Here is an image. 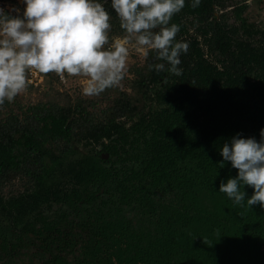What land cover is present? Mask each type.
I'll return each instance as SVG.
<instances>
[{
	"label": "trees",
	"instance_id": "1",
	"mask_svg": "<svg viewBox=\"0 0 264 264\" xmlns=\"http://www.w3.org/2000/svg\"><path fill=\"white\" fill-rule=\"evenodd\" d=\"M100 2L111 16V35H125L111 0ZM192 2L185 0L184 8L171 20L180 28L176 41L189 45L180 56L182 74L168 72L170 65L155 60V52L134 71V95L143 97L149 91L148 100L162 107L147 106L142 112L120 93L97 114L82 99L65 106L37 103L19 116L8 112L0 118V191L14 178L39 182L42 174L52 170L50 165L56 164L57 153L71 152L73 144L82 140L96 143L101 137L124 132L115 120L134 113L137 121L129 130L150 135L158 163L164 165L159 171L164 173L169 164L184 168L172 173L179 188L188 189L187 226L180 231V226L173 228L170 245L186 254L191 264H264V208L259 204L249 208L246 202L253 189L243 187L246 200L241 205L219 192L221 182L238 174L220 155L222 146L233 137L261 140L264 42L253 40L257 34L264 40V32L249 33L242 21L240 34L211 17L208 28L199 29L200 43L187 34L182 21L210 15L213 0H201L197 8ZM154 63H165V71L149 70L148 65ZM70 170L74 171L73 165ZM178 220L183 223L181 215Z\"/></svg>",
	"mask_w": 264,
	"mask_h": 264
},
{
	"label": "flooded vegetation",
	"instance_id": "2",
	"mask_svg": "<svg viewBox=\"0 0 264 264\" xmlns=\"http://www.w3.org/2000/svg\"><path fill=\"white\" fill-rule=\"evenodd\" d=\"M133 114L115 120L124 132L79 141L82 153L74 143L39 182L0 197V264H191L168 238L187 226L188 189L172 173L184 168L159 171L150 135L129 130Z\"/></svg>",
	"mask_w": 264,
	"mask_h": 264
},
{
	"label": "clouds",
	"instance_id": "3",
	"mask_svg": "<svg viewBox=\"0 0 264 264\" xmlns=\"http://www.w3.org/2000/svg\"><path fill=\"white\" fill-rule=\"evenodd\" d=\"M22 2V13L19 8L10 12L0 8V105L27 90L29 70L80 77L82 93L98 95L123 80L130 48L145 60L155 52V60L170 65L168 72L182 74L180 56L189 45L176 41L180 28L171 20L185 0H111L125 34L121 38H110L111 16L100 0ZM200 2L193 0L191 6L197 8ZM148 68L163 72L165 63ZM260 137V142L233 137L220 149L223 160L230 161L238 174L221 182L219 192L241 205L246 200L242 189L250 186L249 208L257 204L264 208V129Z\"/></svg>",
	"mask_w": 264,
	"mask_h": 264
},
{
	"label": "rangeland",
	"instance_id": "4",
	"mask_svg": "<svg viewBox=\"0 0 264 264\" xmlns=\"http://www.w3.org/2000/svg\"><path fill=\"white\" fill-rule=\"evenodd\" d=\"M212 10L210 15L206 16H193L187 17L182 21L186 27L187 34L199 39V29L201 27L208 28V23L211 22V17L215 18V21L224 23L233 27L241 34V31L245 28L247 32L257 31L258 33L264 32V5H261L257 0H213ZM0 8L10 12L12 8H24L22 0H0ZM16 15V13H10ZM244 21V28L239 29ZM110 38H121L122 36H113L109 33ZM261 35L257 34V37L253 40L262 41ZM204 50V49H203ZM209 58V56H208ZM143 57L135 51L134 48H130L128 69L125 73L123 80L118 86L105 89L98 95L85 96L82 93V85L80 77L65 76V82L63 84L58 83L55 73H49L43 84L36 89L27 88V90L18 95L13 102H7L0 105V118L4 117L8 112L19 116L22 111L27 107L37 104L52 102L60 106L72 104L77 99L89 101L91 107L90 112L99 113L100 110L111 106L114 101L119 97L120 93H124L131 99V104L136 108L141 106V102L148 103V98L151 96V92H147L145 96L137 97L134 95V91L131 89V83L135 78L134 71L141 69L143 65ZM145 107V106H144ZM134 118V117H133ZM85 147L81 143L75 145L77 153L85 151ZM23 180L12 179L3 185L0 191V197L5 200L10 196L20 194L23 190Z\"/></svg>",
	"mask_w": 264,
	"mask_h": 264
},
{
	"label": "built area",
	"instance_id": "5",
	"mask_svg": "<svg viewBox=\"0 0 264 264\" xmlns=\"http://www.w3.org/2000/svg\"><path fill=\"white\" fill-rule=\"evenodd\" d=\"M261 5H264V0H257ZM48 74H42L39 72H36L34 70H29L28 74H27V78L29 80V88H39L43 82L46 80ZM66 76V74H65ZM65 76L64 78H61L60 76L56 75V79L58 81V83L63 84L65 82Z\"/></svg>",
	"mask_w": 264,
	"mask_h": 264
}]
</instances>
